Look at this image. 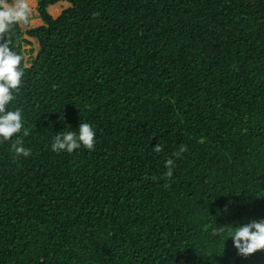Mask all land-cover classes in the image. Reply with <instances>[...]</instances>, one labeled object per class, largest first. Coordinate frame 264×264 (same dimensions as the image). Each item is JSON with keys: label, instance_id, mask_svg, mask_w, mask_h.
Segmentation results:
<instances>
[{"label": "trees", "instance_id": "16d2710c", "mask_svg": "<svg viewBox=\"0 0 264 264\" xmlns=\"http://www.w3.org/2000/svg\"><path fill=\"white\" fill-rule=\"evenodd\" d=\"M59 1L0 34L29 130L0 140V264H264L229 237L264 219V0ZM81 122L93 148L54 152Z\"/></svg>", "mask_w": 264, "mask_h": 264}, {"label": "clouds", "instance_id": "9594fccd", "mask_svg": "<svg viewBox=\"0 0 264 264\" xmlns=\"http://www.w3.org/2000/svg\"><path fill=\"white\" fill-rule=\"evenodd\" d=\"M62 3H66V1ZM66 5H68L66 8L70 6L68 2ZM29 12L27 0H0V34H7L13 25L26 24ZM47 12L49 11L47 10ZM21 59L22 57L13 51L6 41L0 43V140L3 141L9 140L14 134L23 136L29 134V130L23 126L24 119L20 109L8 107L10 102L14 101V93L22 82L23 70L19 67ZM94 136L93 127L87 122H81L76 130L69 127L68 130L64 129L56 133L52 137L51 149L54 152L65 151L68 153L80 147L91 150L94 145ZM12 148L15 154L25 157L30 154V150L23 146L20 135L16 136V143L12 145ZM153 150L159 152L161 146L154 145ZM180 151H184V148L181 147ZM172 163L171 159L166 161V165L170 166ZM167 174L171 175L170 167ZM229 237L232 247L241 256L246 257L257 250H264V219H252L235 226L230 230Z\"/></svg>", "mask_w": 264, "mask_h": 264}, {"label": "rangeland", "instance_id": "374dc122", "mask_svg": "<svg viewBox=\"0 0 264 264\" xmlns=\"http://www.w3.org/2000/svg\"><path fill=\"white\" fill-rule=\"evenodd\" d=\"M35 2H36V0H27V3H28L29 8H30V12H29V16H28L27 25L26 26L20 25L21 30L23 32L29 28L38 27L42 23L40 18L37 16ZM62 2H63V0L47 7V10L49 11L48 13L52 17H54V18L57 17L59 15V13L68 6V5H66L67 2L66 3H62ZM40 21H41V23H40ZM22 37H23V39H26L30 42L29 45L25 44V43L22 44V49L24 50V59L26 60V63H28L29 59L36 54L37 43H36L35 39L29 38L25 34H23Z\"/></svg>", "mask_w": 264, "mask_h": 264}, {"label": "bare ground", "instance_id": "6f19581e", "mask_svg": "<svg viewBox=\"0 0 264 264\" xmlns=\"http://www.w3.org/2000/svg\"><path fill=\"white\" fill-rule=\"evenodd\" d=\"M60 10V9H59Z\"/></svg>", "mask_w": 264, "mask_h": 264}]
</instances>
